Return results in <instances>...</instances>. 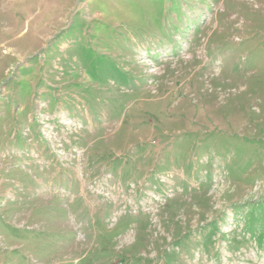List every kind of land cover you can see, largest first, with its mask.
Segmentation results:
<instances>
[{
    "label": "rangeland",
    "instance_id": "obj_1",
    "mask_svg": "<svg viewBox=\"0 0 264 264\" xmlns=\"http://www.w3.org/2000/svg\"><path fill=\"white\" fill-rule=\"evenodd\" d=\"M0 264H264V0H0Z\"/></svg>",
    "mask_w": 264,
    "mask_h": 264
}]
</instances>
